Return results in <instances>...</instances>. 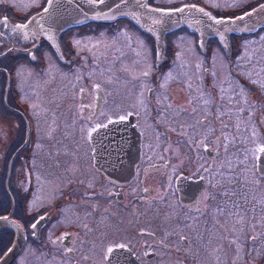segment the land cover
<instances>
[{"label": "flooded vegetation", "instance_id": "flooded-vegetation-1", "mask_svg": "<svg viewBox=\"0 0 264 264\" xmlns=\"http://www.w3.org/2000/svg\"><path fill=\"white\" fill-rule=\"evenodd\" d=\"M46 2L0 0V216L12 206L14 223L0 257L17 238L11 264H264V0H142L202 15L183 7L155 35L131 14L18 34ZM183 36L182 58L199 62L186 69L207 102L199 114L178 82L170 102L186 112L160 105ZM117 39L125 53L144 45L150 69L119 63L130 59Z\"/></svg>", "mask_w": 264, "mask_h": 264}, {"label": "water", "instance_id": "water-1", "mask_svg": "<svg viewBox=\"0 0 264 264\" xmlns=\"http://www.w3.org/2000/svg\"><path fill=\"white\" fill-rule=\"evenodd\" d=\"M140 1L142 0H48L45 7L39 13L34 15L25 25H21L23 27H18L19 30L17 33H27L34 28L38 33L46 37L47 33L58 35L60 31L77 22L104 21L109 17L117 18V16H129L131 14L138 25L148 30L147 32L155 35V28L149 31L150 29L146 28L144 24V21L149 22L151 18L142 19V21L139 20L135 16L140 15L133 14L135 13V6L140 9L143 17L158 18L157 27L166 29V27H175L174 25H178L177 23H179L178 21H180V19L177 18L182 17L183 10L181 8L183 7L176 10H158L148 5H143ZM76 7H78L76 10H84V12H76ZM185 11H187V9H185ZM187 13L188 12H186V14ZM199 16L202 19V15L199 14ZM163 33L164 32H162L161 36ZM118 125L119 124H116L117 127ZM131 135H133V133ZM99 136H101L100 133L95 134V137ZM133 144L135 147H138L135 142ZM11 213L12 206L7 215L0 216V232L11 229ZM19 248L20 244L17 245L14 242L8 251L0 258V264H10Z\"/></svg>", "mask_w": 264, "mask_h": 264}, {"label": "rangeland", "instance_id": "rangeland-1", "mask_svg": "<svg viewBox=\"0 0 264 264\" xmlns=\"http://www.w3.org/2000/svg\"><path fill=\"white\" fill-rule=\"evenodd\" d=\"M18 0H16L17 2ZM188 6V13H187V16L188 17H193L194 20H197V19H200V16H197L195 17V14L193 13V10L195 8L194 5H186ZM135 14V13H133ZM189 14V15H188ZM137 17V16H136ZM138 18V17H137ZM146 18H151L152 20H157L158 21V18L156 17H146ZM140 20V18H138ZM177 19H180V18H177ZM167 23V22H166ZM144 24L146 25V28H149L151 31L153 28H156L157 27V23L156 24H151L150 22H147V21H144ZM192 24V23H191ZM116 29L115 31H117L118 33H120V31H122L123 29V26L122 24H119L117 26H114ZM203 27V26H202ZM117 28H119L117 30ZM189 32H193L191 31L190 29H187ZM92 31H95V29L93 28ZM79 32V31H78ZM82 32H84L82 30ZM126 33L128 32H125L124 35H127ZM187 37L188 36H183L182 38L180 39H175V41L173 42L174 43V47H176L175 49H177V53L179 54L180 58L179 57H176V65L173 66L170 70H169V74L168 76H166V78H164V80L160 83L161 84V88L164 89V92L162 94H160V105L162 106L164 112H172V113H177V112H186L183 110V107L186 102L183 101L181 98L180 99H177L176 100V103L178 104H181L182 106H180L179 108H173V103L170 102V98H171V94H173V90H171L169 88V85L170 84H173L175 82H178V84L180 86L183 87V89L185 88L186 89V93H191V89L194 88L193 90V95H194V98H195V109L197 110L196 111V114H199V113H203L204 111V107H206L207 105V102H206V99L201 91V89H199V86H200V82H199V78L197 75L193 74L192 72L194 70H196V67H199V62L197 63H190L189 61H187L186 59L187 58H182V52L184 50H190L192 49V46L190 45V41L187 40ZM118 38H124L123 35L118 37ZM162 38V36L160 37ZM262 41H257V42H250V43H245V48H248L249 51L246 49V52H245V60H251V53H250V49H252L253 47V44L254 43H261ZM132 43V42H131ZM116 51L118 52L119 50L124 53L123 55L126 56L127 59H130L129 62H127V60L125 61V59L120 60L119 63L123 64L124 66L126 67H129V65H131L132 67H135L137 66V64L140 63V66H145L146 64V67L147 69H150L152 63H151V58H150V54L147 55V56H144V51L143 49L145 48L144 45H138L137 46H134L133 43H132V47L135 49V48H139L141 49V51L137 52H133V51H130L129 53H125V49L127 48H131V46H127L125 44V42H123V40H119L117 39L116 42ZM151 45V43H149ZM119 48V50H118ZM151 48H153V46L151 45ZM196 48V47H195ZM203 48V47H202ZM112 53V52H111ZM101 54H104L101 52ZM117 56V54H116ZM120 58V57H118ZM119 60V59H118ZM145 60L144 63H142L141 61ZM166 60V57H164L163 61ZM189 60V58H188ZM260 61H261V58H260ZM108 63V62H107ZM112 63V61H111ZM173 64V62H172ZM110 65V64H109ZM114 65H118V63L114 64ZM111 66V65H110ZM246 67V66H245ZM259 67V65H258ZM192 69L193 71L191 73H188L186 69ZM104 72V71H103ZM126 72V71H125ZM118 73V72H117ZM116 73V80L118 81L119 78L120 80L122 81L123 79H125V74H121V75H118ZM124 73V72H123ZM248 75L249 76H252V74L250 72H248ZM134 76V74H133ZM196 76V77H195ZM106 77V76H105ZM104 76H100L97 78V80L100 78V79H105ZM191 77L193 79H191ZM107 78V77H106ZM115 80V79H114ZM40 81V80H39ZM182 89V91H183ZM182 94H180L181 96ZM117 102L115 101H112L111 104H115ZM118 104H115L114 107H117ZM150 111V108H148V112ZM107 112H111V110H107ZM189 112V110H188ZM109 128H110V124L107 125L106 127H103L101 129H98L95 131V134L96 133H100L101 136L99 137H94V145L97 146V145H100L101 144V141L105 139V136L107 135L108 131H109ZM98 131V132H97ZM132 137H130V141H131ZM127 144V143H126ZM131 144V142H130ZM137 152V151H136ZM129 153H133L132 152H129ZM1 236V235H0ZM234 252H237L238 248L237 249H233ZM233 252V253H234ZM241 252L242 250H238L237 252V258H239V256L241 255ZM212 257L214 258V256L212 255ZM236 258V259H237Z\"/></svg>", "mask_w": 264, "mask_h": 264}, {"label": "bare ground", "instance_id": "bare-ground-1", "mask_svg": "<svg viewBox=\"0 0 264 264\" xmlns=\"http://www.w3.org/2000/svg\"><path fill=\"white\" fill-rule=\"evenodd\" d=\"M78 7H76L75 8V10L77 9ZM135 9V8H134ZM74 12V11H73ZM76 12H78V13H83L84 12V10H76ZM149 22L151 23V24H156L157 23V20H152V19H150L149 20Z\"/></svg>", "mask_w": 264, "mask_h": 264}, {"label": "snow or ice", "instance_id": "snow-or-ice-1", "mask_svg": "<svg viewBox=\"0 0 264 264\" xmlns=\"http://www.w3.org/2000/svg\"><path fill=\"white\" fill-rule=\"evenodd\" d=\"M217 22L219 23L220 21H217ZM21 27H23V26H21ZM121 119H123V117ZM33 227H35V225H33ZM109 251H111V249H109Z\"/></svg>", "mask_w": 264, "mask_h": 264}]
</instances>
